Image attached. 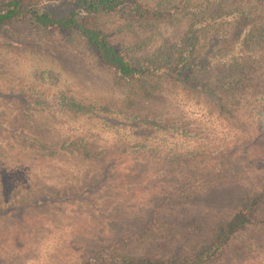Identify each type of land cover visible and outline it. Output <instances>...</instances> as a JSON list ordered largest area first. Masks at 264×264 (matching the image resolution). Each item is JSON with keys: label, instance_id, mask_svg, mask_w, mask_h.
<instances>
[{"label": "rangeland", "instance_id": "374dc122", "mask_svg": "<svg viewBox=\"0 0 264 264\" xmlns=\"http://www.w3.org/2000/svg\"><path fill=\"white\" fill-rule=\"evenodd\" d=\"M144 2L154 10H169L172 17L166 16L151 25L121 13L96 21V27L108 35L110 43L141 63L144 57L155 58L162 41L179 40L194 24L191 17L172 10L180 2ZM37 3L56 15L79 8L75 0H37ZM0 35L3 38L0 121L11 126L10 133L29 130L27 116L22 111L28 108L24 103L27 99L40 104V110L29 114L31 120H37L39 133L48 140L62 132H67L62 135L65 138L73 132L71 135L77 139L91 125L105 127L112 118L109 110L151 115L163 111L160 96L148 103H142L137 95L127 96L129 88L125 82L117 81L110 70L96 66L91 48L77 35L44 32L27 18L10 24ZM208 47L207 40L204 52ZM34 60L44 62L41 68L48 70L47 73L53 72L47 74L49 78L44 79L47 81L33 82L27 77V72L35 66ZM206 80L208 76L203 79ZM137 86L134 90L142 96V89ZM57 88L62 91H55ZM61 92L86 109L95 108L97 115L82 114L74 118L66 111H59ZM242 120L239 127L245 138L238 150L228 156L199 155L184 165L157 164L153 166L156 170L152 169L156 180L150 177V180H44L53 173V164L39 157L36 164L41 165L40 175L36 174L40 168L35 164L30 166L33 169L23 170L32 177L18 180L20 184L15 188L0 184L2 207L23 203L22 200H43L45 196L51 200H43L31 209L6 210L7 215L0 217V229L14 235L12 246L28 243L23 228L28 229L31 237V245L25 251L7 254L10 251L1 236L0 264H85L94 260L96 253L168 260L193 255L207 247L214 238L215 224L226 221L239 210L246 197L264 190V129L257 131V122L260 126L257 118ZM233 134L237 131L230 136ZM97 139L96 146L114 145L104 136ZM197 145L207 149L205 143L197 142ZM68 158L69 154L64 156L65 165ZM113 175L119 177L118 173ZM0 177L12 180L14 174L1 171ZM10 224L15 227L6 229ZM255 229L240 237L242 243L248 244L247 249L239 251L241 247H231L210 264H264V231Z\"/></svg>", "mask_w": 264, "mask_h": 264}, {"label": "trees", "instance_id": "16d2710c", "mask_svg": "<svg viewBox=\"0 0 264 264\" xmlns=\"http://www.w3.org/2000/svg\"><path fill=\"white\" fill-rule=\"evenodd\" d=\"M167 1L169 4L180 2L172 10L180 16L191 17L194 24L179 40L162 41L155 58L144 57L141 63L110 43L108 35L96 27L97 19L121 13L151 25L166 16L171 18L169 10H154L144 0H75L78 9L56 15L37 0H0V32L27 18L44 32L77 35L91 48L96 66L110 70L117 81L125 82L129 88L127 96L137 95L142 103L159 96L164 99H161L164 104L159 114L135 111L123 114L109 110L113 119L107 121V126L91 125L77 139L71 135L73 132L67 138L62 137L67 132H62L51 140L39 133L37 120H31L29 114L40 110V104L24 100L28 108L22 111L27 116L29 130L10 133L11 126L0 121V150L6 151L0 152V173L14 174L12 180L0 177V184L15 188L20 184L18 180L32 177L23 170L33 169L30 166L34 167L39 157L53 164V173L44 180H150L149 177L156 180L152 169L156 170L153 166L157 164L184 165L199 155L228 156L238 150L245 138L239 127L242 119L257 118L260 120L257 131L264 129V0ZM2 39L0 35L3 42ZM207 40L210 47L204 52ZM34 63L27 77L33 82L47 81L44 80L49 78L47 74L53 72L47 73L48 70L41 68L44 62L34 60ZM205 76H208L207 82L203 81ZM135 85L142 89V96L134 90ZM58 88L55 91H62ZM58 101L57 109L74 118L82 114L97 115L95 108L86 109L63 92ZM234 131L237 134L230 136ZM103 136L114 145L96 146L97 138ZM197 142L205 143L207 149H200ZM41 171L42 168L36 174L40 175ZM117 173L119 177L113 175ZM43 200L51 201L47 196ZM43 200H22L23 203L11 206L8 203L7 207H2L0 202V217L7 215L6 210L35 208ZM263 204L264 190L246 197L239 210L226 221L215 224L210 245L193 255L157 260L96 253L94 260L85 264H210L231 247L239 246V251L247 249L248 244L240 240L245 233L255 232V228L264 231ZM13 227L10 224L6 229ZM27 230L21 231L28 236V243L12 246L13 233L0 229V239L3 236L10 251L7 254L20 253V249L25 251L31 245Z\"/></svg>", "mask_w": 264, "mask_h": 264}]
</instances>
